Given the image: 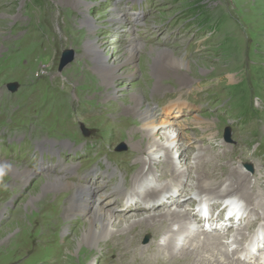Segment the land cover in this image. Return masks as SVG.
Here are the masks:
<instances>
[{
  "label": "rangeland",
  "instance_id": "374dc122",
  "mask_svg": "<svg viewBox=\"0 0 264 264\" xmlns=\"http://www.w3.org/2000/svg\"><path fill=\"white\" fill-rule=\"evenodd\" d=\"M132 43L147 50L135 58L133 72L125 64L118 68L113 95L97 72V61L123 63ZM149 48L159 50L162 62L168 51L187 66L164 71L157 79L150 73L157 53ZM65 50L73 52V60L59 71ZM180 75L188 86L178 87ZM137 93L159 122H169L157 129L159 144L180 127L185 163L176 165L178 146L172 144L170 166L185 171L206 162L202 172L223 182L228 173L219 175L224 169L254 173L261 185L255 184V192L264 201V0H0V162L33 172L21 180L7 175L0 181V264H121L113 254L82 263L81 254L96 250L71 237L83 218L72 220L68 232L59 229L51 219L57 213L51 204L60 193L45 192L39 181L70 169L72 183L77 184V175L100 205L116 196L101 182L114 184L125 174L123 188L130 195L136 157L147 155L141 136L132 133L142 122L122 114ZM195 116L209 127L191 123ZM225 133L229 144L223 141ZM200 177L191 171L184 187L174 189L177 204L154 212L188 207ZM240 202L247 214L246 202ZM247 221L241 228L250 239L264 221ZM147 233L130 236L137 242L133 253L138 255V244L149 241ZM147 250L135 259L137 264L145 263ZM163 256L168 258L166 252Z\"/></svg>",
  "mask_w": 264,
  "mask_h": 264
},
{
  "label": "bare ground",
  "instance_id": "6f19581e",
  "mask_svg": "<svg viewBox=\"0 0 264 264\" xmlns=\"http://www.w3.org/2000/svg\"><path fill=\"white\" fill-rule=\"evenodd\" d=\"M117 21H119V24L123 22L121 19ZM144 48L145 47L140 45L133 44L127 51L129 56L123 63H117V65L106 64L103 60L97 61V72L100 73L104 84L112 89L111 94L114 95L115 81L121 75L117 73L118 68L125 64L131 72L134 68L133 62L137 55L147 50ZM149 50L152 51L153 49L149 48ZM152 52L157 53V57H152L153 65L151 66L150 73L155 75L157 79L165 76L164 71L165 73H169L178 70V68L187 66L184 60L178 59L171 52L167 51V57L163 62L159 56V50ZM161 70L163 72H161ZM180 77L181 79L177 84L178 87L188 86L190 82L185 80L182 75H180ZM122 114L132 115L136 117L138 121L142 122L141 126L139 128H134L132 133H138L141 136L143 140V143H141L142 147H144L147 152L145 159H143L145 154L141 155L142 157H136V167H138V170L135 168L136 170L133 175L135 176L134 181L131 179L132 175L130 177V195L123 188L127 180L125 174L121 175L117 183L113 184V181H111L110 184L109 181L105 182V180L101 182L102 186H106L109 189L111 188L116 196L112 199H108L105 204L100 205L96 204V199L93 198L86 184H82V181L77 175L75 181L77 184L72 183L71 180L74 182L75 175H73L70 169L64 170L65 174H63V176L46 174L39 181L43 183V190L45 192L60 193L51 204L52 208H54V211L57 213L53 214V216L50 215L52 221H54V223L57 222L59 229L61 228L62 230L63 228V231L68 232L72 220L80 216L83 218L84 222L82 227L74 230L71 237L73 239H78L80 244L96 246V250H86L84 256L81 254L82 263L87 260L92 261L94 258L99 259V257L103 255L113 254L121 261V264H137L135 259L140 254L142 256L143 249L149 248L150 250L145 251L146 255H144V257H147H142L143 262H145L144 264L156 263L158 260H161L163 264H264V251H260L259 249V243L262 240L261 244L264 250V224L258 229L256 228V231H259V233L254 232L249 239V235L243 232L244 228H241V226H243L241 222L235 225L230 219L231 217H229L227 221L232 227L236 226L237 229L234 233L222 236L221 234L230 229L228 223L224 224L221 233L218 234L212 233L214 232V227L212 226L209 227L208 231L200 229V218L198 217L196 209H193L195 206H200L198 207L199 211L200 209L209 210L208 206H213L217 201H222L233 196L238 200L242 199L246 202L249 209L246 214V208H244V206L241 207L239 214H242L241 218L245 217L244 223H246L247 220H251V218L264 221V201L259 199V195L255 192V184L257 188L261 185L260 183L257 184L258 179L255 178V174L249 175L250 173L247 174L246 171L244 172L242 169L237 170L233 168L229 170L228 168L222 170L219 175H226L228 173L227 180L223 182V180L215 181V179L220 177L215 178L216 176L213 175L214 173L210 171L207 173L202 172L204 170L203 166H207V164H205L206 162L201 163V165L204 164L202 167L197 163L191 168H186L185 171L176 170L175 166H170L173 160L169 148L172 144H176V146H178L176 153H178L181 150V146L185 144L179 130L180 127H177L178 129L175 136L165 135V144H159L155 140L158 136L157 134L160 133L159 130L169 122H159L154 111L143 102L140 93L132 96L130 107L123 110ZM191 123L194 125L202 124L203 126H200L201 128L209 127L199 116L193 117ZM51 146H54V144L52 143ZM62 146L66 147L64 145ZM164 151L166 152L163 153L160 159L157 160L154 158V155ZM177 160L176 165L182 167L185 163V156L182 152H179ZM196 160V162H199L200 159L197 158ZM0 163L7 162L3 161ZM106 166L109 167L108 164ZM193 170L194 175L200 174L204 179L206 178L209 180V182H205L203 178H197L198 180L194 187L197 192L194 191L196 193L193 195L195 200H191V202L188 203V207L184 209H167L165 212H158L159 214H156V210L160 208H165L169 204H177L178 197L172 198L175 195L174 189L176 188L178 190L184 187V181L188 179ZM31 174L33 175V172L31 173L30 170L17 168L13 165H11V170L8 173V175L18 179L20 177L25 178ZM68 174H71L69 180H67ZM130 174H132V172H130ZM168 180L172 182L173 187L166 183ZM152 181H162V183L156 186L155 182L153 187V185H150ZM226 181L228 182L227 185L224 184ZM223 184L226 186L223 190L225 191L224 193L221 190L224 186ZM148 185L150 186L148 187ZM137 188H141V192H138ZM193 190L194 189H192V191ZM220 190L222 192H220ZM42 197L41 200L45 198L44 196ZM124 201H126L125 205L122 203ZM128 203H133V205H128ZM116 205L118 206L115 207ZM187 210H189V212ZM133 212H147V214H130ZM222 212L223 211L217 214V217H220ZM46 214L47 213H45V215ZM37 218L40 219L39 217ZM33 220H35V218ZM221 220L223 221V218ZM164 222L165 225L161 226ZM34 227L36 226L34 225ZM145 230L148 231L147 235H149L150 239L145 244L142 242L138 244L137 248H139V250L137 251V255L133 253V248L137 244L136 239H131L130 236H133V233L140 234ZM31 236L34 235L32 234ZM27 237L30 236L27 235ZM246 239L250 241L247 246L245 244ZM31 240L32 238L30 241ZM32 241L30 243H32ZM34 242L35 240L33 243ZM3 249L4 248L1 247L0 252L3 251ZM160 250H162V253ZM246 250H249L248 252L250 253H247V256L244 254L242 258H240L241 252H247ZM165 252L168 258L163 256ZM236 256H238V259H233ZM140 259L141 257L139 258V262H141ZM235 260H238V263ZM160 263L161 262H159V264Z\"/></svg>",
  "mask_w": 264,
  "mask_h": 264
},
{
  "label": "water",
  "instance_id": "95a60500",
  "mask_svg": "<svg viewBox=\"0 0 264 264\" xmlns=\"http://www.w3.org/2000/svg\"><path fill=\"white\" fill-rule=\"evenodd\" d=\"M73 52L71 50H65L62 52L58 70L61 71L64 67H66L73 60ZM12 89V88H11ZM224 138L226 141H230L228 133H225Z\"/></svg>",
  "mask_w": 264,
  "mask_h": 264
},
{
  "label": "clouds",
  "instance_id": "9594fccd",
  "mask_svg": "<svg viewBox=\"0 0 264 264\" xmlns=\"http://www.w3.org/2000/svg\"><path fill=\"white\" fill-rule=\"evenodd\" d=\"M11 170V165L8 163H0V181L4 179Z\"/></svg>",
  "mask_w": 264,
  "mask_h": 264
}]
</instances>
